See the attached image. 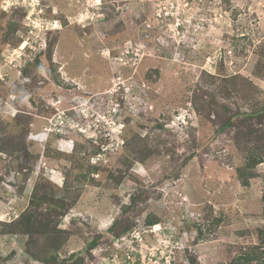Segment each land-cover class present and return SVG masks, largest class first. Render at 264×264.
<instances>
[{
    "label": "rangeland",
    "instance_id": "374dc122",
    "mask_svg": "<svg viewBox=\"0 0 264 264\" xmlns=\"http://www.w3.org/2000/svg\"><path fill=\"white\" fill-rule=\"evenodd\" d=\"M249 149L264 0H0V264H41L2 234L36 192L42 214L48 194L73 203L54 264H264Z\"/></svg>",
    "mask_w": 264,
    "mask_h": 264
},
{
    "label": "trees",
    "instance_id": "16d2710c",
    "mask_svg": "<svg viewBox=\"0 0 264 264\" xmlns=\"http://www.w3.org/2000/svg\"><path fill=\"white\" fill-rule=\"evenodd\" d=\"M262 113V112H261ZM258 114V113H257ZM242 114H234L225 124L217 131V133H221L224 130H226L229 126H232L233 119L241 116ZM243 116H246L245 118H250L251 116L244 114ZM254 116L258 117L256 113H254ZM251 134L247 135V138L250 140ZM263 137V136H261ZM251 149L246 151V157H247V163H246V170H252L256 165L263 162L262 156L263 153H259L258 155L253 153ZM254 175L250 174L249 178H252ZM239 177H241V173L239 174ZM248 180L245 178L242 179V184L247 185ZM37 189V188H36ZM65 194V193H64ZM37 196V192L32 195V205H29L27 209L21 214V216L14 220L11 223L7 224V231H4L2 234H10L11 236H24V247L26 253L32 258V260L37 261L41 264H54V262L57 259L56 249H58L62 242L61 239L64 237L61 230L57 228V224L60 222V219L65 216L66 208L69 206H72L73 203H66V196L57 198V195H47L42 199V201H48L49 202V209L46 210L45 213L42 214L41 208L38 206V204H33L35 197ZM75 204V203H74ZM43 215V216H42ZM41 216V217H40ZM117 222H114L112 226L109 228V231L114 228L115 224ZM148 225H156L157 221L149 220ZM129 233L128 228H124L122 231V234ZM40 235H48L49 240L51 237H56L57 241H53L54 245L49 246L48 250L41 252V251H33L32 245L35 246L36 241L35 238ZM96 244L95 241H93L88 248H92ZM42 246L39 247L41 249ZM257 260V257L253 256L252 253H243L238 258L235 259V263L239 262L241 264H251L253 261ZM75 264H81L80 262H76Z\"/></svg>",
    "mask_w": 264,
    "mask_h": 264
},
{
    "label": "clouds",
    "instance_id": "9594fccd",
    "mask_svg": "<svg viewBox=\"0 0 264 264\" xmlns=\"http://www.w3.org/2000/svg\"><path fill=\"white\" fill-rule=\"evenodd\" d=\"M128 55H132V54H128ZM128 55H127V56H128ZM136 56H137V54L134 55V57H136ZM183 120H184V119H183ZM184 121H185V120H184ZM132 239H133V238H132Z\"/></svg>",
    "mask_w": 264,
    "mask_h": 264
}]
</instances>
